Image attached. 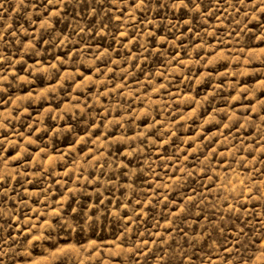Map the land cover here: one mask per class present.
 <instances>
[{"label": "rangeland", "instance_id": "obj_1", "mask_svg": "<svg viewBox=\"0 0 264 264\" xmlns=\"http://www.w3.org/2000/svg\"><path fill=\"white\" fill-rule=\"evenodd\" d=\"M0 264H264V0H0Z\"/></svg>", "mask_w": 264, "mask_h": 264}]
</instances>
